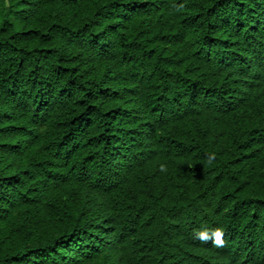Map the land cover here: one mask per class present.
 <instances>
[{"label": "trees", "instance_id": "16d2710c", "mask_svg": "<svg viewBox=\"0 0 264 264\" xmlns=\"http://www.w3.org/2000/svg\"><path fill=\"white\" fill-rule=\"evenodd\" d=\"M0 264H264V0H0Z\"/></svg>", "mask_w": 264, "mask_h": 264}, {"label": "clouds", "instance_id": "9594fccd", "mask_svg": "<svg viewBox=\"0 0 264 264\" xmlns=\"http://www.w3.org/2000/svg\"><path fill=\"white\" fill-rule=\"evenodd\" d=\"M162 172L163 171H166V168L164 165H161V169H160ZM198 238L201 240V241H207L209 240V235H208V232L207 230H204V231H200L198 233ZM214 244L217 246V247H222L223 244H224V240H223V232L222 230H216L214 232Z\"/></svg>", "mask_w": 264, "mask_h": 264}]
</instances>
